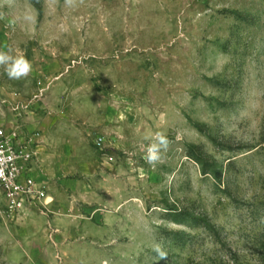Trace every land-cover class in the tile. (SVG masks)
Wrapping results in <instances>:
<instances>
[{"label": "rangeland", "instance_id": "374dc122", "mask_svg": "<svg viewBox=\"0 0 264 264\" xmlns=\"http://www.w3.org/2000/svg\"><path fill=\"white\" fill-rule=\"evenodd\" d=\"M18 3L36 21L5 8L0 50L32 71L0 68V126L34 140L50 203L0 195V264H264V0Z\"/></svg>", "mask_w": 264, "mask_h": 264}, {"label": "built area", "instance_id": "2783aa9c", "mask_svg": "<svg viewBox=\"0 0 264 264\" xmlns=\"http://www.w3.org/2000/svg\"><path fill=\"white\" fill-rule=\"evenodd\" d=\"M101 142L98 138L99 145ZM36 162L34 140L19 127L0 126V195L10 216L50 203L45 187L35 178Z\"/></svg>", "mask_w": 264, "mask_h": 264}, {"label": "clouds", "instance_id": "9594fccd", "mask_svg": "<svg viewBox=\"0 0 264 264\" xmlns=\"http://www.w3.org/2000/svg\"><path fill=\"white\" fill-rule=\"evenodd\" d=\"M52 7L58 5L59 0H47ZM84 3V0H64V6L68 9H76ZM5 8L13 11L15 14L8 21L10 28H15L17 24L32 25L36 21V16L30 7L20 9L18 0H0V19L5 18ZM0 68L4 70L10 79H21L27 77L32 71V64L23 53H13L12 49L8 51L0 50ZM150 143L146 148L145 160L150 165H155L162 158V152L169 146L167 136L163 132H156L145 136ZM153 252L159 260L167 259V252L164 247L155 243L152 246Z\"/></svg>", "mask_w": 264, "mask_h": 264}, {"label": "crops", "instance_id": "0c3cea01", "mask_svg": "<svg viewBox=\"0 0 264 264\" xmlns=\"http://www.w3.org/2000/svg\"><path fill=\"white\" fill-rule=\"evenodd\" d=\"M35 168H36V164H35ZM35 173H36V169H35ZM49 201H50V197H49Z\"/></svg>", "mask_w": 264, "mask_h": 264}]
</instances>
